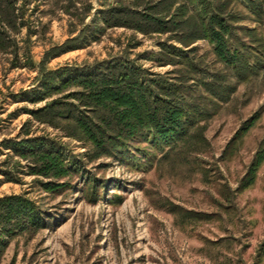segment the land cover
I'll use <instances>...</instances> for the list:
<instances>
[{
    "label": "rangeland",
    "instance_id": "rangeland-1",
    "mask_svg": "<svg viewBox=\"0 0 264 264\" xmlns=\"http://www.w3.org/2000/svg\"><path fill=\"white\" fill-rule=\"evenodd\" d=\"M116 4L19 1L26 25L10 32L13 49H0V198L25 195L45 221L10 239L0 264H264V76L237 84L231 100L213 109L201 124L204 146L147 171L108 156L92 161L83 155H92L90 145L29 114L45 104L23 93L36 87L37 64L48 52L52 70L122 58L165 77L171 67L144 57L158 51L160 36L103 24L102 9ZM197 46L212 59L206 41ZM23 127L29 137L53 138L84 162L82 171L61 179L30 174L28 162L3 145L25 138ZM12 165L14 182L2 174ZM89 176L102 185L92 197Z\"/></svg>",
    "mask_w": 264,
    "mask_h": 264
},
{
    "label": "trees",
    "instance_id": "trees-1",
    "mask_svg": "<svg viewBox=\"0 0 264 264\" xmlns=\"http://www.w3.org/2000/svg\"><path fill=\"white\" fill-rule=\"evenodd\" d=\"M19 1L0 0V49H13L10 32L26 25ZM115 1L119 5L102 9L103 24L160 36L158 51L144 57L154 67H171L167 76L122 58L52 70L46 67L48 52L37 64L36 87L23 96L45 103L29 110L37 123L90 145L92 155L83 154L88 159L113 157L147 171L204 146L201 124L213 109L231 100L237 84L264 76V0ZM200 40L212 59L198 53ZM23 130L25 138L3 145L28 162L30 174L61 179L82 171L84 162L71 159L53 138L29 137L31 130ZM15 169L3 170L6 181L17 180ZM86 183L91 197L99 193L96 178ZM44 221L40 206L25 195L0 198V254L10 239L42 228Z\"/></svg>",
    "mask_w": 264,
    "mask_h": 264
}]
</instances>
